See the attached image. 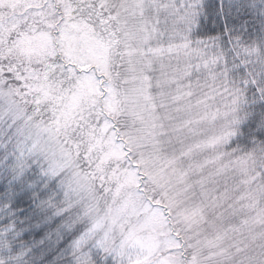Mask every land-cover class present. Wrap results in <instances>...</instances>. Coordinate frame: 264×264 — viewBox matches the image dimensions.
Wrapping results in <instances>:
<instances>
[{
    "label": "snow or ice",
    "instance_id": "snow-or-ice-1",
    "mask_svg": "<svg viewBox=\"0 0 264 264\" xmlns=\"http://www.w3.org/2000/svg\"><path fill=\"white\" fill-rule=\"evenodd\" d=\"M0 264H264V0H0Z\"/></svg>",
    "mask_w": 264,
    "mask_h": 264
}]
</instances>
